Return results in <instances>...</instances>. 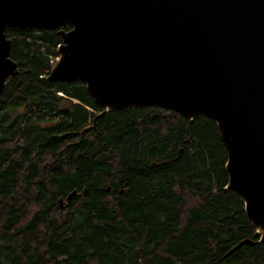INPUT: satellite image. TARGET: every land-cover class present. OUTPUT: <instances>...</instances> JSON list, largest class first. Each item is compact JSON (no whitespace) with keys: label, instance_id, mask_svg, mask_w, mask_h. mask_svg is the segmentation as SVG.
<instances>
[{"label":"trees","instance_id":"trees-1","mask_svg":"<svg viewBox=\"0 0 264 264\" xmlns=\"http://www.w3.org/2000/svg\"><path fill=\"white\" fill-rule=\"evenodd\" d=\"M6 35L19 72L0 94V264H264L263 243L233 250L257 227L213 119L148 106L95 120L84 83L47 79L58 29Z\"/></svg>","mask_w":264,"mask_h":264},{"label":"water","instance_id":"water-1","mask_svg":"<svg viewBox=\"0 0 264 264\" xmlns=\"http://www.w3.org/2000/svg\"><path fill=\"white\" fill-rule=\"evenodd\" d=\"M9 27L58 29L47 79L84 83L95 120L148 106L213 119L257 227L233 250L264 244V0H0V94L19 72Z\"/></svg>","mask_w":264,"mask_h":264},{"label":"built area","instance_id":"built-area-1","mask_svg":"<svg viewBox=\"0 0 264 264\" xmlns=\"http://www.w3.org/2000/svg\"><path fill=\"white\" fill-rule=\"evenodd\" d=\"M54 61H55V59H54V58H52V59H51V62H52V63H54Z\"/></svg>","mask_w":264,"mask_h":264},{"label":"rangeland","instance_id":"rangeland-1","mask_svg":"<svg viewBox=\"0 0 264 264\" xmlns=\"http://www.w3.org/2000/svg\"><path fill=\"white\" fill-rule=\"evenodd\" d=\"M76 101V100H75Z\"/></svg>","mask_w":264,"mask_h":264}]
</instances>
